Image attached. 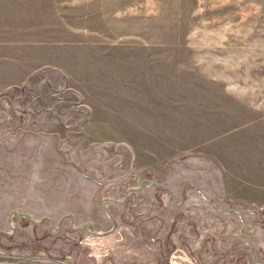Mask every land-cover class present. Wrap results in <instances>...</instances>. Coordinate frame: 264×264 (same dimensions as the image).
<instances>
[{
	"label": "rangeland",
	"instance_id": "obj_1",
	"mask_svg": "<svg viewBox=\"0 0 264 264\" xmlns=\"http://www.w3.org/2000/svg\"><path fill=\"white\" fill-rule=\"evenodd\" d=\"M0 264H264V0H0Z\"/></svg>",
	"mask_w": 264,
	"mask_h": 264
},
{
	"label": "flooded vegetation",
	"instance_id": "obj_2",
	"mask_svg": "<svg viewBox=\"0 0 264 264\" xmlns=\"http://www.w3.org/2000/svg\"><path fill=\"white\" fill-rule=\"evenodd\" d=\"M11 225L13 226V222L11 223Z\"/></svg>",
	"mask_w": 264,
	"mask_h": 264
},
{
	"label": "water",
	"instance_id": "obj_3",
	"mask_svg": "<svg viewBox=\"0 0 264 264\" xmlns=\"http://www.w3.org/2000/svg\"><path fill=\"white\" fill-rule=\"evenodd\" d=\"M210 202H211V199L209 198ZM212 203V202H211Z\"/></svg>",
	"mask_w": 264,
	"mask_h": 264
}]
</instances>
